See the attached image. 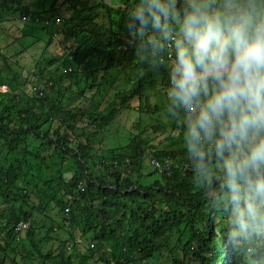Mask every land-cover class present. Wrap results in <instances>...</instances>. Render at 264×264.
Returning a JSON list of instances; mask_svg holds the SVG:
<instances>
[{
  "label": "trees",
  "instance_id": "trees-1",
  "mask_svg": "<svg viewBox=\"0 0 264 264\" xmlns=\"http://www.w3.org/2000/svg\"><path fill=\"white\" fill-rule=\"evenodd\" d=\"M33 5L0 0V264H218L224 219L186 170L166 70L127 42L130 0ZM122 110L140 117L113 144Z\"/></svg>",
  "mask_w": 264,
  "mask_h": 264
},
{
  "label": "clouds",
  "instance_id": "clouds-1",
  "mask_svg": "<svg viewBox=\"0 0 264 264\" xmlns=\"http://www.w3.org/2000/svg\"><path fill=\"white\" fill-rule=\"evenodd\" d=\"M125 28L167 72L186 170L224 219L218 264H264V0H130Z\"/></svg>",
  "mask_w": 264,
  "mask_h": 264
},
{
  "label": "rangeland",
  "instance_id": "rangeland-1",
  "mask_svg": "<svg viewBox=\"0 0 264 264\" xmlns=\"http://www.w3.org/2000/svg\"><path fill=\"white\" fill-rule=\"evenodd\" d=\"M27 2L29 1L30 4H32V6H34L33 4H35V0H26ZM28 40V39H20L18 41V43H14L13 45H11L10 49H14L15 47L19 48L21 47V45H24V41ZM26 45V44H25ZM56 57H60L61 55V50L59 48V44L57 39H55L52 43H50L49 46H46V48L43 50V58H48V56L51 54L50 52ZM29 53L27 54L26 52L21 54L20 58L18 59L20 61V63L24 66V68H28L31 66V62L29 59ZM42 65V64H41ZM54 66H56V63L52 64L51 66H49L48 68L51 69ZM52 74V73H51ZM47 77V76H46ZM151 93H153L154 91H150ZM161 98V96H160ZM157 98H152L150 99V102H158V100H156ZM146 100V99H145ZM147 101V100H146ZM148 102V101H147ZM147 114L142 113L141 119H145ZM140 117V115L134 111V110H122L118 113V115L115 118L114 121V125L111 127L110 132H109V136L108 138H110V141L113 142V144H124L125 142L128 141V137H129V133L132 129H134L135 127V121H137V119ZM155 134H159L158 132Z\"/></svg>",
  "mask_w": 264,
  "mask_h": 264
},
{
  "label": "built area",
  "instance_id": "built-area-1",
  "mask_svg": "<svg viewBox=\"0 0 264 264\" xmlns=\"http://www.w3.org/2000/svg\"><path fill=\"white\" fill-rule=\"evenodd\" d=\"M2 89L6 90V87L3 86ZM151 164L158 166L160 169L167 167V163H160V162H157L156 160H151ZM24 225H25V223H22V222L19 223V226H21V227H24Z\"/></svg>",
  "mask_w": 264,
  "mask_h": 264
}]
</instances>
